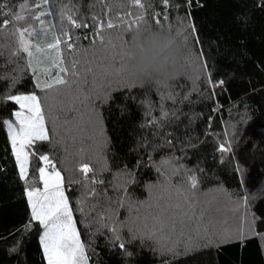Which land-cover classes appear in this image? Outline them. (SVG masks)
<instances>
[{"label": "trees", "instance_id": "16d2710c", "mask_svg": "<svg viewBox=\"0 0 264 264\" xmlns=\"http://www.w3.org/2000/svg\"><path fill=\"white\" fill-rule=\"evenodd\" d=\"M23 2L25 0H0L4 5L0 9V21L8 18L4 13L19 14L18 5ZM26 2L32 7L35 0ZM143 2L144 8L140 9L130 5L128 0H48L47 9L52 15L42 19L55 27L49 26L47 34L38 30L37 36L31 39L43 47L52 42L53 33L59 34L63 23L72 37L68 42L77 48L71 55L79 61L81 73L76 79L69 76V85L53 89L36 87L34 74L24 67L25 60L11 55L16 38L8 30L0 34V76L5 77L0 79V94L10 90L12 94L35 93L40 97L50 138L32 146L36 155L31 158L29 185H25L19 178L7 131L0 129V264H46L38 240V224L32 222L31 228L25 227L30 222L26 187L31 185V179L38 177L37 169L43 163L38 159L41 154L48 155L64 177L65 195L85 243L89 264H264V241L258 236L234 240L219 249L197 248L185 253L183 245L196 233L192 222L163 233L159 238L161 251H156L150 241H145L144 246L138 242L126 243L121 250L112 246L106 229L97 230L98 214L111 211L120 221L129 219L126 208L116 205L121 185L126 186L133 200L142 202L138 212L131 214L135 221L133 227H143L145 222L150 224V217L158 206L176 201L173 186L179 177L172 176L170 183L164 184L163 173L148 163L149 156L158 163L161 157L175 151L178 163L194 169L197 174L196 199L200 206L211 209L201 227L220 233L234 228L237 216L246 213L257 233L264 232V224L259 222L261 217L256 213H264V198L255 203L249 198L245 203V195L251 192L264 196V0H192L191 8L187 7V0H169L167 8L162 0ZM61 11L65 13L63 21ZM128 12L132 13L131 17H125L129 22L143 15L145 20L140 23L156 27L155 20L159 18L160 26L173 31L186 29V43L198 58V64L192 78L175 82L171 89L175 103L168 99L161 102L158 93L164 92L144 88L148 93L146 98L139 87L123 88L124 83H129L127 72L118 75L122 62L118 37L123 28L103 32L104 44L98 40L90 44L95 31L91 22L93 16L107 19ZM69 13L78 22L84 18L89 27H71L66 20ZM155 13H159V17ZM189 18L196 28L195 35L187 27ZM27 23L38 27L30 15ZM11 28L10 23L8 29ZM109 40L115 46L109 45ZM61 48L67 64L69 52L64 43ZM88 68L91 71H85ZM209 72L213 81L225 80L222 94L212 96L205 87L204 77ZM39 75L41 82L50 78L43 72ZM50 75L54 77L56 70ZM12 77H18V82L9 88ZM94 83L111 85L112 91L106 100L103 97L84 99L89 94L95 96ZM185 93L189 94L187 99H183ZM146 103L153 105L151 116ZM161 104L169 112V121L173 119V111L176 115L183 112L188 116H180V120L169 127L160 119ZM13 110H18L14 103H0V117L9 116ZM153 117L164 125L159 130L161 134L166 131L171 134L169 138L178 136L189 144L186 154L181 153V145L175 140L172 141L174 149L153 151L152 145L160 143L159 135H154L158 131L156 125L149 124ZM189 117H192L190 126ZM186 138H190V142ZM220 144L228 151L221 153L217 147ZM81 163H89L96 173L95 179L103 181L89 185L96 196H89L83 205L80 201L84 189L75 182L81 179L78 171ZM125 168L134 177L130 184L122 174ZM88 177L91 180L93 173ZM121 234L127 237V229ZM166 247L175 248L177 254L163 253ZM126 251L132 255H124Z\"/></svg>", "mask_w": 264, "mask_h": 264}, {"label": "snow or ice", "instance_id": "6c2138e0", "mask_svg": "<svg viewBox=\"0 0 264 264\" xmlns=\"http://www.w3.org/2000/svg\"><path fill=\"white\" fill-rule=\"evenodd\" d=\"M128 3L140 9L144 8L143 0H128ZM162 3L166 8L169 6V0H162ZM42 5L44 6L43 8H41ZM47 5L48 0H35L33 6L29 7L25 0V2L18 5L20 10L19 14L12 12L4 13L8 18L0 21V34L8 30L16 38V46L12 50L11 55L25 60L24 67L31 70L36 79V87L42 90L53 89L59 85H69V76L76 79L81 75L78 70L79 61L72 58L71 55L77 52V48L73 43L68 42L72 37L64 29L63 23L60 25L59 34L53 33L52 42L45 43L43 47L40 42L34 43L31 39L33 36H37L38 30L43 34H47L49 26L55 27L51 25V22L46 24L45 20L42 19L46 15H52L51 11H48ZM191 5L192 0H187V7L191 8ZM197 6L199 7L201 5L197 4ZM3 7L4 5L0 4V9ZM36 8H41V10L36 12L34 11ZM29 15L32 21L38 24V27H34L33 23H27ZM154 15L159 17L160 14L155 13ZM60 16L63 21L65 19V13L61 11ZM126 16L131 17L132 13H118L114 18L109 16L107 19H100L99 17L93 16L91 22L95 26V31L93 38L90 40V44L94 45L97 40L101 44H104L105 37L102 33L106 30L124 28L132 23L138 24L145 20V17L141 15L133 17L131 22H129L125 18ZM164 19H168L167 15L164 16ZM66 20L71 27L76 29L89 27V24L84 18H81L78 22L71 13L67 14ZM21 21L25 23L21 25L19 23ZM10 23L12 24V28L8 29ZM155 24L158 27L160 26L161 22L159 18L155 20ZM187 27L191 29V34L195 35L196 28L190 18ZM179 31L185 41H187L188 35H185L186 29ZM118 39L120 41L119 46L121 47V36ZM196 39L198 42L199 38L197 37ZM62 43L66 45V49L69 52L67 64L64 58V49L61 48ZM108 43L112 45L111 40ZM200 55L201 57L203 56L202 50ZM45 63H47V66H45ZM204 67H207L206 61L204 62ZM53 69L56 70V75L51 77L50 74ZM85 71H91V69L88 68ZM41 72L48 74L50 78L41 82L39 75ZM125 72L126 69L122 61L118 75ZM4 78V76H0V79ZM17 82L18 77H12L9 88L14 87ZM204 84L206 88L210 89L211 95L215 96L223 93L225 80L218 78L213 81L211 73L209 72L204 77ZM134 87L137 86L131 83L123 84V88L126 90H131ZM110 91H112L110 84L105 87L102 84L94 83L92 92L95 93V96L89 94L84 99L91 101L95 98L103 97L106 100ZM140 92L147 98L148 93L144 88H140ZM158 95L160 96L161 102L164 99H168L175 103L172 90L158 93ZM188 95V93H185L183 99H187ZM132 98L135 99V96L133 95ZM208 98L210 97H205V99ZM8 102H12L18 106V110H13L9 116L0 117V129H6L7 131L11 151L18 165L19 178L24 181L25 185H29V164L32 156L36 155L32 151V146L38 141H49L50 139L45 124L44 109L42 108L40 97L35 93L12 94L8 90L0 94V103ZM145 106L148 108V115L151 116V108L153 105L146 103ZM160 114V119L164 120L169 127L178 122L180 116H188L187 113L183 112L180 115H176V112L173 111V119L169 121V112L162 104ZM191 123L192 117H189L188 125L190 126ZM149 124L156 125L158 131L154 135H159L160 137V143L152 145L153 151L160 148L174 149L175 145H173L172 141L175 140L176 144L181 145V153L186 154L185 148L189 144H185L178 136H171L169 138L171 134L166 131L161 134L159 130H162L164 125L160 123L159 119L153 117L149 120ZM186 139H189L190 142V138ZM217 147L221 153L228 151V148L224 144H220ZM38 159L43 162V166L37 169L38 179L42 182L43 187L42 189L35 186L26 187L27 203L30 207V222L25 227L31 228L32 222L38 224L40 229L38 240L47 264H89L85 243L81 240L68 197L65 195L64 177L48 155L41 154ZM178 160L179 158L176 156L175 151L161 157L158 163L152 161L151 156H149L148 163H151L157 172L163 173L164 184H169L172 176L179 177L178 182L173 186L177 197L176 201L158 206L155 214L150 217V224L145 222L143 227L132 226L135 221L132 220L131 214L138 212L139 207L142 206V202L133 200L132 196L127 193V188L124 185H121L120 190H118L116 205L117 208H126L129 213V219L120 221L111 211L105 212L103 215H97L95 220L97 230H107L109 234L108 238L112 246H118L123 250L126 247V243L132 244L133 242H138L140 246H144L145 241H150L155 246L156 251H161L160 236L166 231H176L178 225L185 224L186 222L193 223L196 233L195 237H190L183 245V251L185 253L197 248L219 249L225 243L234 240L243 241L250 236H258L261 241H264V232L257 233L254 224L247 220L246 213L237 216L234 228H226L220 233L214 232L209 227H201L211 209L206 205L201 207L200 202L196 199L199 190V180L195 170L186 168L183 164L178 163ZM78 171L81 174V179L75 182L80 183L84 189L80 201L81 205H83L89 196H96L94 188H90L89 185L103 183V181L95 179L96 173L89 163H81L78 166ZM89 173H93L91 180L88 177ZM122 174L127 178L129 184L133 182L134 177L130 170L125 168L122 170ZM249 198L255 203L264 198V196L259 192L255 194L251 192L245 195V203H247ZM194 205L196 207H193ZM81 211H83V207H81ZM256 213L261 217L259 222L264 224V213L258 211ZM123 229H127V237L121 234ZM163 253L177 254L176 249L173 247L164 248ZM124 255L131 256L132 253L126 251Z\"/></svg>", "mask_w": 264, "mask_h": 264}, {"label": "clouds", "instance_id": "9594fccd", "mask_svg": "<svg viewBox=\"0 0 264 264\" xmlns=\"http://www.w3.org/2000/svg\"><path fill=\"white\" fill-rule=\"evenodd\" d=\"M120 57L129 83L156 92H167L176 81L192 78L198 64L179 30L146 23L122 29Z\"/></svg>", "mask_w": 264, "mask_h": 264}, {"label": "rangeland", "instance_id": "374dc122", "mask_svg": "<svg viewBox=\"0 0 264 264\" xmlns=\"http://www.w3.org/2000/svg\"><path fill=\"white\" fill-rule=\"evenodd\" d=\"M206 2H211V1H215V0H205ZM31 163V161H30ZM42 166H43V163H42ZM31 169V165L29 164V171ZM30 186H35V187H40L42 189L43 185H42V182L39 181L38 177L37 178H33L31 179V185ZM46 260V258H45ZM46 264H47V261H46Z\"/></svg>", "mask_w": 264, "mask_h": 264}]
</instances>
